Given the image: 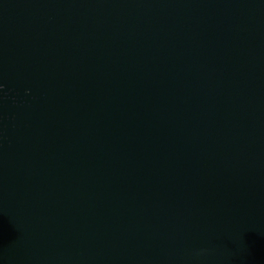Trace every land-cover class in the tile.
I'll list each match as a JSON object with an SVG mask.
<instances>
[{
	"label": "water",
	"instance_id": "1",
	"mask_svg": "<svg viewBox=\"0 0 264 264\" xmlns=\"http://www.w3.org/2000/svg\"><path fill=\"white\" fill-rule=\"evenodd\" d=\"M0 264H264V0H0Z\"/></svg>",
	"mask_w": 264,
	"mask_h": 264
}]
</instances>
